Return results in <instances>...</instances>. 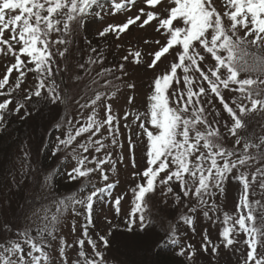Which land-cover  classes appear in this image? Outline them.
<instances>
[{
    "label": "snow or ice",
    "instance_id": "1",
    "mask_svg": "<svg viewBox=\"0 0 264 264\" xmlns=\"http://www.w3.org/2000/svg\"><path fill=\"white\" fill-rule=\"evenodd\" d=\"M136 2L0 0V56L14 61L7 64L0 78V97H6L0 102V132L7 129L9 116L27 121L34 113L43 116L46 109L48 128H67L63 138L55 137L51 154H60L62 163L70 157L73 166L66 171L67 180L80 182L77 190L54 200L55 211L42 206L32 212L36 219L31 223L16 227L5 222L0 227V264H110L106 252L111 229L107 235L97 233L96 239L89 229L93 226L95 204L106 200L119 183L110 182L109 173L117 171L118 161L109 148L124 147L120 142L121 120L127 131H131V124L138 128L136 140L130 135L126 138L131 156L134 157L136 141L146 138V166L132 173L142 182L131 189L127 231L138 228L146 232L156 227L158 220L151 214L155 205H150L146 197L164 186V195L172 193L179 204L182 197L171 186L175 183L184 198L194 200L190 207L185 203L189 213L202 211L212 223L222 224L220 243H213L205 230L201 250H210L213 257L219 255L221 247L239 251L234 246L243 235L246 247L240 264H264V0H142L148 11L141 7L139 14L128 17L126 22L104 27L98 32L100 37L112 33L119 39L130 25L139 22L138 27L143 29L156 21L155 31L165 39L164 43L156 39L158 48L146 54L150 59L145 66L154 72L146 110L124 112L118 103L120 96L131 108L135 97L125 90L134 92L137 87L134 81L125 79L129 76L126 64L102 68L92 76L93 66L103 64V53L90 47L95 56L72 64V45L90 20H102L101 12L109 14L107 5H111L110 14L115 15ZM157 6L162 11H156ZM88 43L91 45V41ZM168 56L171 62L155 74L159 63ZM209 57L214 63L206 67ZM142 59L139 50H129L122 57L134 65H140ZM14 72L15 82L10 84ZM29 73L34 77L31 88L25 86ZM225 90L233 96L226 98ZM15 92L21 93L22 99L13 105ZM73 107L78 112L90 109L83 123L62 118ZM101 109L103 118H97ZM223 113L227 119L222 121ZM253 122L258 124L259 132L250 131ZM228 140L233 141L231 146ZM45 143L42 139L38 151ZM24 157L29 158L30 153L24 152ZM123 160L121 154L119 161ZM136 166L132 158L131 167ZM52 171L58 170L44 176L42 187L54 185ZM93 174H98L101 186ZM20 175H26L23 167ZM229 179L241 186L232 214L221 212L217 202V196L225 194ZM12 183L19 186L23 179L18 182L13 177ZM256 189L261 198H253ZM123 199L119 195L113 201L118 215ZM23 207L27 210L32 205ZM65 213L74 221L72 233L77 230L76 218L83 217L84 221L80 224L81 236L72 243L58 231ZM180 219L191 227L195 218L185 215ZM108 224L112 225V221L108 220ZM156 230L164 235L155 248L178 243L175 226L159 223ZM86 244L90 253L85 251ZM69 249H75L71 260ZM177 254L194 262L197 249L187 244Z\"/></svg>",
    "mask_w": 264,
    "mask_h": 264
},
{
    "label": "rangeland",
    "instance_id": "2",
    "mask_svg": "<svg viewBox=\"0 0 264 264\" xmlns=\"http://www.w3.org/2000/svg\"><path fill=\"white\" fill-rule=\"evenodd\" d=\"M117 2H120V0H117ZM133 9L129 11V13L126 14V9H121L120 13L119 11L116 12L115 15H111V5H107V12L109 14H106L105 12H101V16L103 17L102 20H90L86 27H85V34L86 32H94L95 34L88 35L87 37L94 38V35L98 36V32L102 30L104 27H106L108 24H122L126 22L128 17H135L139 14V9L141 7L145 8V11H148L149 8L147 5L142 3V0H137V2L132 5ZM156 11H162L160 6H157L155 9ZM146 17H142L144 19ZM156 22L153 21L150 25L145 26L143 29L138 27L139 22H137L136 25H130L129 31L120 34L119 39L116 38V36L112 33L108 35V39H100L101 41H98L95 46V40L98 38H95L92 40L93 47L97 48L99 45V48L103 50V55H105V59L110 57V62L114 65H118L119 63H125L126 64V70L129 73V76L125 79H130L134 81L137 85L134 92H128V90H125L127 94H132L135 97L134 104L129 108L125 103L124 96H120V99L118 103L123 106L124 112H136V111H145L147 108V97L150 93L149 84L153 78L154 72L153 70H149L145 66V61L149 60L150 58L146 55L148 52L157 49L158 45L155 44L156 39H160L161 43L165 41L164 38L161 39V34L156 32L155 29L157 27ZM148 40L149 43L145 44L144 41ZM105 43V48H103L102 44ZM117 45H120V47H117ZM129 50L132 51H141L142 53V61L140 65H134L129 62H125L122 60V57L127 55ZM163 59V58H162ZM172 57L168 56L167 59H163L162 63H159V66L154 70L155 74H160L166 66L171 62ZM214 61L211 60V58H208V63L206 67H211ZM1 67V66H0ZM224 95L226 98L232 97L233 94L224 91ZM216 107L219 109L220 105L217 103ZM76 108H70L67 112V115L69 117L67 119H72L73 123L77 119H79L82 122V118H87L90 109H85L82 112L74 111ZM102 111V110H101ZM101 111L98 112L97 118H103L101 115ZM38 119V118H37ZM37 119H34L32 122L34 125L37 122ZM132 118L130 117L129 120ZM227 119V114H222V121ZM121 136H120V142L123 143L124 147L121 150L120 148L112 149L109 148V151L113 152V159L117 160V171L116 172H110V182L118 180V185L114 188L112 191V197L111 200H114L116 196L123 195L124 199L121 201V211L118 215L115 211V208L113 207V204L109 201L105 203V207H102L100 213V218L98 221V224L96 227L92 226L89 229V234L92 236L93 239L97 238V233L100 235H107L109 230L113 232L112 228L117 227L115 224H125L127 220V215L131 210L132 207V192L131 189L135 187V185L138 182H142L139 177H133L132 173L136 171H142L144 167L146 166V160L144 156L145 152V143L146 140L145 137H141L140 140L136 141V147L134 148V157L130 155L128 144H127V136H132L133 140H136V132L138 131V128L135 124H131V131H127L124 127V121L121 120ZM31 125V124H30ZM48 125V124H46ZM150 127V126H149ZM48 127H46L44 130H38L37 134L34 135V132H32L31 128L27 130V133L31 134L32 136L30 138H27V140H24L25 145L18 148L19 151H16L14 153V159L11 161L9 165V169H7L5 174L8 178L7 184H0V227L5 222H11L16 223L14 218V215H19L20 208H22L21 201L24 200L25 197H23L24 190L29 189V187H26L32 180L33 175L31 173V170L28 169L27 161L24 157V152L27 150V148H38L41 142V138H43L44 133ZM252 129H255L257 132H259V126L256 122H253L250 125V131ZM35 130V129H34ZM60 132L58 136L63 138V134L67 131V128H63L62 130L59 129ZM103 130V129H102ZM224 131L223 129H221ZM55 140V139H54ZM232 140H228V146H231ZM105 143H109V141H105ZM36 153L38 150L35 151ZM44 153L46 152V149L43 150ZM34 153V151H33ZM38 154V153H37ZM124 156V160L121 162L119 161L120 155ZM97 155H103L102 153H99ZM134 158L136 162V168L133 169L131 167V159ZM50 166L47 164V168ZM73 166V162H71V159L69 157V160L67 163H65L62 173H64V178L66 177V171L69 170ZM22 167L26 171V175L22 178L20 173L22 170ZM44 168V167H43ZM10 170V173H9ZM42 170V169H41ZM254 170V169H253ZM8 173V174H7ZM41 177H40V175ZM48 173H38L36 175H39V187L32 189L29 191V196L31 199V202L29 205H32L30 209H27V212L22 215V219H20L19 223L16 224V227H22L26 223H31L33 220L36 219V217L32 216V212L35 211L36 208H40L42 206H50L52 208V211H55V205L54 200L58 198V195L53 192L52 187H42L44 183V176ZM53 175V174H52ZM163 175V174H162ZM15 177L16 181H21L23 179V183L19 186L12 183V179ZM37 178V180L39 179ZM93 179L97 182L98 186H101L102 182L99 181L98 174H93ZM173 191L176 194L181 195L182 199L181 202L178 204L175 202V198L172 193H168L167 195H164V192L166 189L164 186H159L157 188L156 193L149 194V197H146V199H149L150 205H155L154 207H151V214L154 218H157L158 224L156 227H159V223H163L164 226L172 225L176 228V238L178 243L176 244L177 248L180 249L181 247H185L187 244H191L194 246L195 249H197V254L195 256L194 262L188 261L187 257L184 256V259L188 261L190 264H240L241 261V253L245 251V245L243 243V235H241L238 239L241 241L240 243L236 244L234 248L239 249V251H234L232 247L225 250L223 247L219 249V255L213 257L211 255V252L209 250V253H205L203 250H201V244L203 242V236L205 234V230L207 231V235L212 240L213 243L219 244V232L222 229V224L220 221H217L216 223H212L209 219L203 217L202 211H198L197 213H189L187 210V207L185 206V203L187 202L188 207L191 206L193 201H190L189 198H184L182 193L180 192V188L178 184H172ZM226 191L223 196H217V202L222 206L221 212H228L230 214L235 213L236 203L241 191V186L238 182L233 181L229 179L226 181ZM255 188V186H254ZM261 198V194L258 189H256L255 196L253 197ZM21 203V204H20ZM15 213V214H14ZM118 216L120 218H112V216ZM185 215H191L194 216V224L189 227L188 225L184 224L183 221L180 219L182 216ZM213 215L210 212V216ZM117 219V221H116ZM213 219L215 217L213 216ZM108 220L112 221V225L108 224ZM222 220V215H221ZM73 219L69 215V213H65L64 217L61 220L60 228L58 231L63 234L67 241L69 243L74 242L77 238L81 236V228L80 224L83 223V217L76 218V232H71V226L73 224ZM156 227L153 228L152 231L149 232V237H140L139 239L132 238L131 236H123L114 234L113 236L109 237L110 241V247L107 249L106 257L109 259L110 264H134L131 260L128 261L126 258L122 257L121 255L125 253V248L130 247L129 245L136 244V245H146L148 242L153 241L155 238L156 233L160 232L156 230ZM192 228L195 229V231L192 230ZM138 228H135L134 230H137ZM116 235V237H115ZM117 247V248H114ZM85 251L89 252L91 251L90 247L86 244L85 245ZM69 259L75 258V249H69L68 250ZM138 261L140 258H138ZM143 260L139 261L138 264H141ZM136 264V263H135Z\"/></svg>",
    "mask_w": 264,
    "mask_h": 264
},
{
    "label": "trees",
    "instance_id": "3",
    "mask_svg": "<svg viewBox=\"0 0 264 264\" xmlns=\"http://www.w3.org/2000/svg\"><path fill=\"white\" fill-rule=\"evenodd\" d=\"M108 35L110 34H106L105 37H100L98 35V36H94V38L88 37L87 39H85L84 32L81 31L80 38L75 39L74 44L72 45V53H73L72 58H71L72 64H75L77 61H81V62L86 61L89 55L95 56V54L90 52V47H93L92 40H94L95 38H98L97 40L94 41L95 46H96V43H98V41H101L100 39H102V42H103V39L107 40ZM88 41H91V45H89ZM105 43L106 42L104 41V43L102 44L103 48H105ZM97 50L98 52L103 53V50L99 48V45L97 47ZM103 56L105 59V55ZM110 61L111 60L109 57L106 60H103V64L94 65L93 66L94 71L92 72V76H95V74L97 72H100L102 68H109V67L115 66ZM11 62H14V61L4 56H0V66H1L0 67V78H2L3 73L6 71L7 64ZM16 75L17 74L14 72L13 75L10 77V84H13L15 82L14 78ZM62 75L66 76L67 74H62ZM59 80H60V77L58 76L57 81L59 82ZM33 82H34L33 74L29 73L27 76L26 82H25V86L31 88L33 86ZM7 87L8 86H6V88ZM5 98L6 97H0V102H2L3 99ZM21 99H22L21 93L19 92L13 93V105L18 100H21ZM13 105H10V107H12ZM68 111L69 109L67 110V112ZM67 112L63 114L62 117L65 116ZM22 114L23 112L20 113V115ZM8 119H9V123H8L7 129L3 132H0V184H4V185L8 183V178L11 175L9 174L7 178V176L5 174L3 175V173L6 172L7 169H9L8 167L11 161L14 159V153L16 151H19L18 148L25 145L24 140H27V138H30L32 136L31 134L27 133V130L29 129V127L31 128V130L33 129L32 132H34V135L37 134L38 130H44L47 127L46 124H48V112L45 109L43 116H39L34 113L33 117L29 118L27 121H21L18 118V116H9ZM34 119H37V122L34 125H32L33 124L32 121ZM48 129L46 130L47 134H49ZM44 138H45V135L43 136V138H41V140ZM36 150H38V148L36 147L27 148V150H25V152L30 153V157L27 158L26 161L28 164V169L31 170L33 178L31 182L26 186V187H29L28 191L24 190L23 197L25 198L23 201H21L22 208H20L19 215H14V217H12V219L14 218L15 220H17L18 218L16 223H14V226L19 223L20 219H22V215H24L27 212V210H25L23 206L29 205L31 202L29 191L39 187L36 181L40 174L39 175H36V174H38L39 172L49 173V171L53 170L57 164L56 162H53L52 169L50 166L47 168L46 166L47 164H49L50 161H47L44 158V154L41 153V149L37 152L38 154L35 152ZM9 173H10V170H9ZM40 177L38 180H40ZM54 177H55L54 189L61 191V188L63 189V187L65 186L60 187L58 184L57 177L56 176ZM0 216H1V213H0ZM96 216H97V211L95 209V213H93V217L95 218ZM117 226L118 228L117 227L112 228V230L114 231L112 232L111 236H113L114 234L118 235V232H119V235L120 234L123 236L129 235L135 239H139L140 237L148 238L149 235L147 234H149V232L153 230V228L146 232H141L140 230L139 231L134 230L133 232L129 233L126 229L125 224L117 223ZM156 235L157 236H155L153 241H150L146 244L148 246L136 245V244L129 245L130 247H126L125 253L122 254L121 256L126 258L128 261L131 260L132 262H134V264L135 263L138 264L140 260L141 261L143 260L141 264H190L188 261H186V259H184V257L179 256L177 254L179 252V249L177 248L176 245L169 244L168 246L163 247V248H155L154 246L163 237L164 234L162 232H157ZM114 248H117V247H114ZM137 257L140 258L139 261Z\"/></svg>",
    "mask_w": 264,
    "mask_h": 264
}]
</instances>
